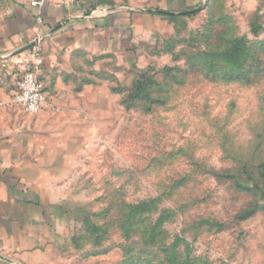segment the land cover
Here are the masks:
<instances>
[{"label":"rangeland","instance_id":"374dc122","mask_svg":"<svg viewBox=\"0 0 264 264\" xmlns=\"http://www.w3.org/2000/svg\"><path fill=\"white\" fill-rule=\"evenodd\" d=\"M24 2L0 0V17ZM69 2L84 15L129 14L130 42L123 53L76 58L96 104L79 124L63 226L34 264H258L264 0L180 11L160 0Z\"/></svg>","mask_w":264,"mask_h":264},{"label":"crops","instance_id":"0c3cea01","mask_svg":"<svg viewBox=\"0 0 264 264\" xmlns=\"http://www.w3.org/2000/svg\"><path fill=\"white\" fill-rule=\"evenodd\" d=\"M199 1L158 3L180 11ZM29 2L0 17V264L49 258L51 238L67 214L63 202L71 193L66 192L76 185L79 124L97 98L96 86L80 77L76 58L123 53L130 42L129 14L84 15L69 0H48L38 19ZM37 36L45 104L30 114L12 98L22 72L34 64L31 45ZM253 219V260L264 264V221Z\"/></svg>","mask_w":264,"mask_h":264},{"label":"built area","instance_id":"2783aa9c","mask_svg":"<svg viewBox=\"0 0 264 264\" xmlns=\"http://www.w3.org/2000/svg\"><path fill=\"white\" fill-rule=\"evenodd\" d=\"M48 0H30L29 5L37 9V17L40 18V8ZM42 38L37 36L31 45V54L34 58L32 67L25 69L20 77L18 90L12 101L30 114L39 112L45 104V97L41 91V84L37 77L39 67L42 64L41 44Z\"/></svg>","mask_w":264,"mask_h":264},{"label":"trees","instance_id":"16d2710c","mask_svg":"<svg viewBox=\"0 0 264 264\" xmlns=\"http://www.w3.org/2000/svg\"><path fill=\"white\" fill-rule=\"evenodd\" d=\"M242 41V40H241ZM237 49L238 48H234L232 51H230V52H228V56H229V58L230 59H232V61H237L236 62V64H237V67H236V69L239 71V72H241V69H242V67H241V55L243 54V52L242 53H240V51L237 53V55H236V51H237ZM240 53V54H239ZM236 55V56H235ZM236 57V58H235ZM239 64V65H238ZM139 85H140V83H138ZM254 211H255V209L254 210H247V211H245V212H243L241 215H240V219H247V218H249L250 216H252L253 215V213H254ZM150 242H153V240H150Z\"/></svg>","mask_w":264,"mask_h":264}]
</instances>
